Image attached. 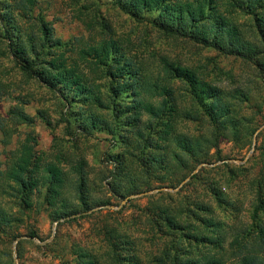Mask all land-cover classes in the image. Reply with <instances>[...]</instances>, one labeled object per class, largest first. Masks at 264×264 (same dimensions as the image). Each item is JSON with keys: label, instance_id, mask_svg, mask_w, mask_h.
I'll return each mask as SVG.
<instances>
[{"label": "rangeland", "instance_id": "374dc122", "mask_svg": "<svg viewBox=\"0 0 264 264\" xmlns=\"http://www.w3.org/2000/svg\"><path fill=\"white\" fill-rule=\"evenodd\" d=\"M182 1L196 5L204 0ZM242 1L235 0L233 6L232 0L222 2L226 16L235 24L249 22L243 15L237 17ZM8 6L23 26L27 39L40 36L45 23L54 41L61 42L55 59L87 77L89 82L105 83L101 77L102 65L95 59V48L101 50L114 43L126 50L130 59L144 70L143 85L138 90L143 129L161 122L156 118L160 110H170L164 107L168 99L166 90L173 92V108L177 114L175 118L167 112L165 122L171 134L162 140V149L154 152L167 157L168 165L161 176L163 179L173 176L176 187L162 186V182L168 184V179L161 184L154 182L147 189L141 168L137 171L128 168L126 176L114 182L116 164L110 154H122L124 148L115 149L111 137L104 133L83 135L76 125L67 123L64 115L68 107L78 111V104L65 101L63 91L53 90L44 81L19 72L0 34V82H4L0 91V170L8 171L30 147L43 165L59 164L57 157L64 154L66 158L60 166L66 169L71 181L65 190L69 203L58 197L55 208L41 207L44 194L34 190L32 219L22 216L26 222L12 230L18 237L12 244L13 264H74L75 258L79 260L86 253L100 261L106 248L102 234L114 228L142 245L145 262L150 264L152 257L161 255L165 247L163 240L168 235H160L163 233L150 223L149 208L170 203L177 210L182 209V204L192 208L196 203L213 207L210 187L220 189L226 202L236 204L237 209L234 213L218 209L213 215V219L225 222L228 228L222 251L206 250L207 258L221 259V264H238L246 249L241 252L237 239L246 236V227L252 224L259 190L264 199V43L258 35L250 27H243V41L256 45L260 53L249 58L205 47L182 35L166 34L143 18H134L120 8L118 0H0V12ZM167 63L187 68L217 87L235 107L234 121L226 124L219 140L207 144L213 137L212 129L201 121L200 107L187 82L179 77L173 79L166 72ZM16 111H24L28 120H12V113ZM179 135L199 141L207 161H202L203 155L192 159L185 154L177 142ZM177 157H182L185 164L179 165ZM79 163L85 164L83 170L88 177L87 194L91 203L80 207L76 202L73 209L78 211L76 214L56 221L52 213L57 207L64 209L63 206L75 203L76 190L72 184L78 178L73 169ZM4 176L0 172L1 182ZM112 184L117 190L132 194L116 196ZM12 195H3L0 206L10 213H19L14 205L18 200ZM176 216L182 223L179 231L190 237L187 242H194L192 237L207 235V232L199 233L201 229L187 214L179 212ZM29 221L37 229L38 238L28 236ZM186 221L192 225L188 227ZM103 227L106 229L102 232ZM20 241L24 242L18 258ZM2 248L0 244V251ZM249 248L252 253L258 250L253 245ZM0 259L2 264H9V256Z\"/></svg>", "mask_w": 264, "mask_h": 264}, {"label": "trees", "instance_id": "16d2710c", "mask_svg": "<svg viewBox=\"0 0 264 264\" xmlns=\"http://www.w3.org/2000/svg\"><path fill=\"white\" fill-rule=\"evenodd\" d=\"M232 1L233 6L235 0ZM222 2L223 0H204L195 5L182 0H118V5L134 18H143L171 36L182 35L205 47L229 55L241 54L249 58L259 56L256 45L243 41L242 32L243 27H250L264 43V0H243L239 3L240 12L237 17L243 15L246 19L249 18V22L239 21L238 24L226 16ZM11 10L8 6L0 12V34L7 44V50L14 58L18 71L28 78L44 81L53 90L63 91L62 97L65 101L71 104L73 100L78 104V111H71V107H68L64 116L65 121L76 125L80 133L83 135H93L94 132L104 133L111 137L115 149L120 146L124 148L122 154H110L111 160L116 164L114 182L119 178L123 179L128 168L136 171L141 168L143 185L147 189H151L154 182L160 181L161 184L163 180L168 179V184L162 182V186L176 187L173 184V176L164 179L161 176L168 165L167 157L154 154L162 149V140L169 138L171 134L165 122L167 112L177 118L176 110L173 108V92L166 90L168 99L164 107L170 110L162 109L158 112L156 118L161 122L151 123L143 129L138 90L143 85L141 76L144 70L137 61L130 59L126 50H122L123 48L114 43H110L108 47L104 46L101 50L95 48V59L102 65L101 77L103 76L105 83L102 85V83L89 82L87 77L74 69H68L55 59L57 56L54 54L61 48V42L54 41L53 33L45 23L42 25L40 36L27 39L23 26L18 23ZM167 64L166 72H170L173 79L179 77L187 82L190 93L200 107L201 121L211 127L213 137L207 141V144L219 140L226 124L234 121L235 107L225 100L224 93L220 89L198 78L187 68ZM2 85L4 82H0V91ZM12 114V120H28L24 111H16ZM177 142L180 149L192 159L203 155L202 161H207L206 152L199 141L179 135ZM36 155L29 147L8 171L2 173L0 170L3 176L5 174L3 182L0 180V200L5 194H13L12 196L18 200L14 205L19 213H10L0 206V244L3 246L0 258L9 256V264H13L12 244L18 238L12 230L26 222L22 216L32 219L34 190L42 196L44 194V202L41 205L43 208L45 206L55 208L54 203L58 197L62 202L68 201L65 198V190L71 181L66 169L60 166L66 158L65 155L60 154L57 157L59 164L48 162L46 165L41 164L40 158ZM177 158L179 165L185 164L182 157ZM84 165L79 163V166L73 169L78 178L72 184V188L76 190V197H73L75 203L63 206L64 209L57 207L52 213L54 220L76 214L78 211L73 210L76 202L80 207H88L91 203L87 194L88 177L84 174ZM191 172L192 170L189 174ZM195 178L197 176H194ZM112 186L116 196L126 197L132 194L117 190L113 184ZM259 191L260 197L251 217L252 224L246 227L247 235L239 236L237 239L241 252L246 249L238 264H264V199L262 191ZM210 193L215 202L213 207L196 203L192 208L182 204V209L177 210L173 205L171 207L172 203H170L163 206L152 205L149 208L150 223L163 233L160 235H168V238L163 240L165 247L163 246L161 255L152 257L150 264H221V259L212 256L207 258L209 255L206 252L215 249L222 251L228 228L225 222L213 219V215L218 209L234 213L237 205L227 203L225 194L216 187H210ZM179 212L194 219L197 228L201 229L199 233L207 232V235L192 237L194 242H187L190 237L179 231L182 228V223H179L176 216ZM29 224L28 236L38 238L37 229L30 221ZM186 224L188 227L192 225L190 221H186ZM105 229L103 227L102 232ZM102 240L106 242V248L100 261L92 259L91 255L86 253L80 255L79 260L75 258L74 264H147L144 247L141 248L142 245H138L128 236L117 233L115 228L105 230ZM23 242L18 243V258ZM250 245L258 248L259 251L252 253ZM202 246L207 247L202 250ZM0 264H2L1 259Z\"/></svg>", "mask_w": 264, "mask_h": 264}]
</instances>
